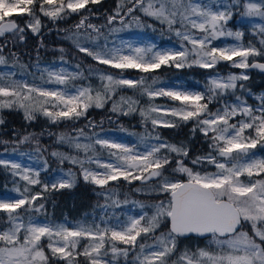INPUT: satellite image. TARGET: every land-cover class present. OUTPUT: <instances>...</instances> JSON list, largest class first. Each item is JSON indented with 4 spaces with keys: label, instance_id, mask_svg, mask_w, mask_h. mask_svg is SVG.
<instances>
[{
    "label": "snow or ice",
    "instance_id": "snow-or-ice-1",
    "mask_svg": "<svg viewBox=\"0 0 264 264\" xmlns=\"http://www.w3.org/2000/svg\"><path fill=\"white\" fill-rule=\"evenodd\" d=\"M98 3L100 0H0V38L11 34L21 42L25 39V27L11 18L12 13L27 14L30 20L26 27L36 34L41 27L37 12L56 22ZM127 3L131 6L123 15L124 0L108 15L109 33L131 28L133 23L143 27L140 17L134 15L142 12L166 24L168 31L179 39V46L161 49L154 42L140 46L130 39H121L119 45L110 46L106 36L101 43V29L82 16L75 32L66 39L72 40L80 52L99 65L118 73L89 67L85 76L80 66L75 72L46 67L40 79L44 84L59 86L51 89L18 81L12 72L0 73V109L18 107L26 120L32 121L41 115L52 124L77 121L86 117L89 108H104L109 102L113 113L129 115L139 111L145 126L150 121L152 130L141 135L137 144L102 138L94 132L97 125L89 121L86 127L93 129V136H87L81 128L74 130L75 136L66 133L57 137L58 143L67 144L77 154L52 152L51 155L58 157L61 164L67 160L79 165L83 180L105 189L97 195H104L106 200L111 197L107 186L120 179L129 184L139 181L137 193L148 196L155 193L164 199L151 203L134 201L141 213L127 215L125 219L116 216L114 222L111 217H102L99 222L95 218L91 222L82 220L71 226L67 221L41 222L32 213L44 212L45 205L38 203L44 198L43 193L74 187L76 174L69 170L64 177L42 183L38 170L0 159V165L10 168L13 176L25 182L22 191L19 187L15 189L17 197L0 198V212L7 214L8 225L0 231V264H50L42 244L44 238L48 240L52 257L66 264H79L78 256H83L86 264H121V257L123 264H264V159L256 158L252 152L258 145L264 147V94L254 97L259 101L257 105L247 103L245 94L252 95L251 89L238 83L250 79L246 71L227 76L210 75L203 91L182 89L179 85L175 89L156 88L158 77L151 75L162 66L214 69L220 62H228L241 70L264 71V63L249 62V57L264 56V0H147V4L145 0H127ZM241 3L242 19L257 16L262 21L254 33L260 37V49L251 43L243 45L240 43L243 32L227 28L233 10ZM125 16L131 20L125 22ZM117 20L121 28L112 27ZM80 29H91L96 34L83 37L92 47L81 43ZM221 37L233 38L237 43L215 46L213 42ZM2 53L3 46H0V65H5ZM126 70H136L142 75L132 79L124 76ZM91 76L100 81L98 87L75 83ZM125 88L138 91L141 97L147 96L148 107H139L140 101L133 97L121 95L115 100ZM229 96L234 99H227ZM157 97H167L179 105H155L152 101ZM213 103L220 105L215 111L209 107ZM189 122L193 123L192 132L199 131L209 148L206 154L192 159V165L202 167L207 163L215 167V172L193 171L184 164V158L189 156L187 146L169 143L156 131L159 127H180ZM82 138L89 142L81 143ZM35 139L26 135L19 143ZM95 145L110 150L108 161L101 162L94 155ZM93 163L104 171L85 167ZM176 173L186 175L187 179H176ZM244 175L248 177L246 182L241 180ZM34 185H40L41 191L33 194L29 186ZM113 203L119 206L120 202ZM164 222L169 224L167 231H159ZM246 223L251 224V235L242 230ZM191 235L210 236L209 245L195 251L179 250L180 239ZM81 240L87 241L82 250Z\"/></svg>",
    "mask_w": 264,
    "mask_h": 264
},
{
    "label": "trees",
    "instance_id": "trees-1",
    "mask_svg": "<svg viewBox=\"0 0 264 264\" xmlns=\"http://www.w3.org/2000/svg\"><path fill=\"white\" fill-rule=\"evenodd\" d=\"M118 3H121V0H100L98 4H89L86 9H82L80 13H72L70 16H66L64 19L53 22L48 17L41 15L37 12V15L41 21V27L39 32L34 34L30 28L26 27L27 22L30 20V17L27 14L19 15L17 13H12L11 18L15 19L21 27H25L24 32V41L21 42L18 38H13L11 34H6L5 37L0 38V46H3V56L7 63L12 65L16 71H22L24 73H29V71L34 69V66L39 62V64L55 59L58 55H63L68 58L75 57L79 63L81 69L85 71V76H87V69L89 67L98 68L101 71L118 73V70L110 69L108 66L99 65L94 61L90 56H87L85 53H82L78 50L75 44L66 39L65 36L75 32V25L79 23L82 16L88 17V23L96 25L101 29L103 37H110L114 33H109V28L106 26L107 17L110 14H113L117 8ZM147 4V0H145ZM131 5L127 3V0H124V8L121 12V15L127 10V7ZM244 12L240 8V11H237L235 14L236 23L239 22L240 16ZM134 15H137L141 19L143 27L137 26L135 23L132 24L131 28L124 29L122 31L116 32L120 34L136 32L149 35L152 38L159 37L161 40L176 39L178 38L174 35L173 32H169L166 24H161L158 20L153 19L152 17L144 16L142 12H135ZM248 17V16H245ZM125 22L131 20V17L125 16ZM234 24V21L229 22L228 25ZM151 25V27H149ZM115 28L121 27L119 20L112 26ZM179 27V25H177ZM244 34L242 41H249L255 47L260 49L258 35L254 33L258 32L256 29L255 32H252L251 29L254 27L249 24L243 25ZM81 35H86L88 33L93 34L91 29H80ZM217 41H214L216 43ZM89 44L88 42H86ZM190 47V46H189ZM63 49V52L60 51ZM252 60H264V56L249 57V61ZM38 64V65H39ZM76 67V66H75ZM235 68L232 67L228 62H220L216 65L214 69H201L199 67H185L182 69H177L175 67L162 66L159 70L152 73L151 75L158 77V83L155 86L156 88L164 87L168 88L170 84L176 85H186L189 87H198L204 90V85L210 75H215L216 73L224 74L228 71H233ZM77 71V67H76ZM250 77L247 81H240L238 83H243L248 89H251L252 95L245 94V98L249 103H256L257 100L254 97L261 95L264 91V74L258 73L256 71L248 72ZM124 76L130 77L132 79H139L142 75L136 70H126ZM80 84H91L94 88L100 85V81L96 76L88 77L83 81H77ZM77 82H75L77 84ZM150 82V80H149ZM240 92L237 90V95ZM133 97L140 101L139 107H148V97L139 96L138 91L132 89H123L115 97V100H119L120 96ZM2 99V98H0ZM227 99H234L229 96ZM152 103L155 105H171L178 106L179 102L171 101L167 97H157ZM218 104L213 103L209 105L212 111H215ZM112 103L109 102L105 105L104 108H89L86 117H81L77 121H63L58 124H52L47 118L37 115L35 120L29 121L24 117V112L18 107L13 108H3L0 109V120L3 123H0V151L13 150L18 148H39L41 154L47 159L50 165L56 166H67L69 163L66 160L61 164L58 157H53L49 155V152H59L67 154H77L72 148L67 144H61L57 142V137L61 134L70 133L75 135L76 129H80L84 125H88L89 121L94 123L105 122L103 127L110 128L112 127L109 122L116 123L115 128L122 127L123 134L129 133L139 140L141 135L151 132L152 125L150 121L147 126L143 123L142 117L139 114V111L132 112L129 115H122L118 113H113L111 111ZM127 108V106H124ZM158 115L157 113L153 114ZM175 119V118H172ZM193 123L189 122L187 124H181L180 127L173 128H163L159 127L156 131L159 135L169 143L176 144L179 146L181 143L187 146L189 150V156L184 158V164L188 167H192L193 171H209L214 172L216 169L214 166L205 163L201 166H193L191 161L198 155H204L209 151L208 143L206 142L204 136L197 131L196 133L192 132ZM26 135L34 136L36 139L26 142L19 143V141ZM38 141V143H37ZM125 141L129 145H134L131 140L130 135H125ZM39 146V147H37ZM95 153L105 155L107 153L106 148H102L100 145H95ZM92 155L93 153H89ZM79 155L83 157V152H80ZM175 157V154H172ZM176 167L175 159H173L172 168ZM51 169L42 171L39 174V179L42 183H49L47 174ZM171 172V168L168 169ZM11 170L4 165H0V195L5 194L12 190L15 176L11 174ZM77 176L74 187L64 188L59 190H51L43 193V199L38 203H43L45 205L44 212L40 214L32 213V215H39L47 220L53 222H59L67 217H79L82 213L93 214L98 211L101 206V203L105 199L103 195H97L100 193L99 187L91 183H86L80 171L77 170L75 173ZM176 179H187L186 175L182 173L175 174ZM139 181H133L129 184L127 181L120 179L118 181L110 182L107 187L115 186L118 188V194L124 195L129 198H138L145 201H149L151 196H148L143 193H137L133 190V187ZM140 183V182H139ZM33 194L41 191L40 185H34L31 187ZM46 213V215H45ZM23 215V212H22ZM7 214L0 212V230L8 227L7 223ZM27 216H25V221ZM162 229H168V223L164 222L162 224ZM243 231H247L250 235L251 227L246 223L244 225ZM194 239L197 240L198 245L201 246L204 244V240L197 239L194 237L181 238L178 244L179 250L184 248H189ZM42 244L45 250V254L50 257V264H66V261L52 257L50 250L47 248L48 240L44 238ZM79 261V264H86L85 258L83 256H78L76 258Z\"/></svg>",
    "mask_w": 264,
    "mask_h": 264
},
{
    "label": "rangeland",
    "instance_id": "rangeland-1",
    "mask_svg": "<svg viewBox=\"0 0 264 264\" xmlns=\"http://www.w3.org/2000/svg\"><path fill=\"white\" fill-rule=\"evenodd\" d=\"M240 8L244 10L243 3H241L239 8L233 10L234 15H233L232 19H230L228 21V23L234 21V24L228 25V23H227V28L234 31V32L235 31H241L244 34V29H242V24L243 25L249 24L250 26L254 27V29H251V31L255 32L256 29H258V26L262 23L260 17H257V16H250L249 17L248 16V17H243V19H242L241 15H239L240 16L239 22L236 23L237 21H236L234 16H235V14H237L236 13L237 11H240ZM119 28H121V27H119ZM91 35L95 36L96 34L93 33ZM84 36L85 35H81V43L85 44V46L92 47L90 41L83 39ZM107 39L109 41L110 46L112 43L119 45L121 39H130V40H134L140 46L146 45L150 42H154L161 49L178 47L179 43H180L179 39H178V41L176 39L161 40L159 37L152 38L149 35L139 33V32L138 33L129 32V33H124V34L114 33L112 36L107 37ZM216 41H217L216 43L213 42L215 46H224V45H231V44L237 43V41H235L233 38H230V37H221V38L217 39ZM86 42H88L89 44H87ZM101 43H103V36L101 37ZM240 43L247 46L251 42H249V41L243 42L241 40ZM93 50H95V49L93 48ZM38 64H39V62L34 66V69L29 71V73L27 74V73H24L22 71H16L14 68H12L11 64L6 62L5 65H0V73L12 72L15 74L13 78L18 80V81H22V82L27 81L29 84H36V85H39L41 87L51 89V88L59 87V86L53 85V84H44L43 83V81L40 79V75H41V72L43 71L44 68H46V67L52 68L56 71H59L63 68L69 72H75L76 67L79 65V63L77 62L75 57L68 58V57L63 56V55H58L55 59H52L50 61H46V62L39 64V69L37 68ZM242 71H246V73L249 74L248 73L249 70H241L238 68H235L233 71H228L227 73H224V74H220V73H216V74H220L222 76H227L229 73L240 74ZM44 75H45V79H46L47 78L46 73ZM176 84H170V86L168 88L175 89L177 87ZM77 85H81V84L77 82ZM179 86L182 89L203 91L202 88L189 87V86H186L184 84L179 85ZM261 94H264V91ZM247 103L249 105L255 106L259 103V101L257 100V102L253 103V104L249 103V102H247ZM162 106L173 107V106L167 105V104H163ZM219 106L220 105H218L217 107H219ZM95 124L97 125V127L94 129V132L98 133L102 138H108L110 140H113L116 142H121V143L129 145L125 141V135L126 136L130 135L133 143L137 144L139 142V140L137 138H135L134 136H132L131 134H129V133L123 134V132H122L123 128L122 127L115 128L116 123L109 122V124H111V126H112L109 129L106 127H103L105 125L104 121L102 122L101 126L99 125L100 123H95ZM86 126L87 125H84L81 128L85 129V133L87 136H93V129L88 128ZM88 142H89L88 140H85L83 138L81 139V143H88ZM37 147H39V146H37ZM106 151H107V153L105 155H100V154H94V155L101 162H105V161H108L110 159V157H109V151L110 150L106 148ZM112 151H115V150H112ZM252 152L255 154L256 158L264 159V147L258 145L257 148L252 150ZM51 153L52 152L50 151L49 152L50 156H52ZM70 155H75V154H70ZM0 159L10 161V162L19 163L25 167L32 168L34 171L38 170L39 174L42 171H45V170L50 168L51 171L49 172V174H47L49 182L53 181L56 178L64 177L65 174L69 170H71L74 174L77 172V170L80 171L79 165H73L69 162H68L69 164L67 166L50 165L49 162L47 161V159L41 154L40 150L37 151V149H32V148H18V149H13V150L0 151ZM45 162H47V168H45ZM66 162H67V160H66ZM85 167L91 168L92 170L99 171V172L104 171V169H98L96 167L95 163L85 165ZM65 178H67V177H65ZM254 179H255V177H254ZM14 180H15V184L13 185L12 190L9 192H6L3 195H0V198H3L5 196L15 198L18 196V193L15 191V189L17 187H19L21 189V191L23 190L25 182L20 180L19 176H15ZM241 180L246 182L248 180V177L246 175H244L241 177ZM140 186H141L140 183L137 182V184L133 187V190L135 191V189L140 187ZM29 187H32V186H29ZM107 189L110 190L111 197L108 200L104 199L103 202L101 203V206L106 205L107 206L106 208L100 207L96 213H93V214L82 213L81 216H79V217H73V218L67 217V218L62 219L59 222H54V223H62V222L67 221V222H69V226H71V224H76L82 220H86L88 222H91L93 218H95L96 221L99 222L102 217L105 219L111 217V218H113V222H114V218L116 216L120 217L121 219H125L127 215H138L141 213L142 210L135 203H133L134 201L151 203L157 199H159V200L164 199L163 196H157L155 193H153L152 198L149 201H145V200L138 199L135 197L129 198V197H125L124 195L122 196V195L118 194V188H116L114 185L107 187ZM99 191L103 192V191H105V189L99 188ZM104 198H105V196H104ZM116 200H118L120 202L119 206H116L113 203V201H116ZM147 211H149V213H150V210H147ZM33 216H36L37 219L41 222H45L47 220V219H45L39 215H33ZM248 225L251 227L250 223H248ZM0 231H2V230H0ZM159 231L166 232L167 230H164L161 227V229ZM157 234H159V232ZM210 239H211L210 237L205 238V239H201V240H204V244L201 246H199L197 240L194 239V241L190 245L189 249H191L192 251H195L198 247L199 248H205L206 246L209 245ZM151 242H152L151 240H148V243H151ZM86 243H87L86 240H81V244L79 246L80 250H82L83 245ZM178 244H179V242H178ZM121 247H123V246H121ZM212 248L214 249L215 246L213 245ZM129 259H131V257H129ZM120 262H121V264H123V258L122 257L120 258Z\"/></svg>",
    "mask_w": 264,
    "mask_h": 264
},
{
    "label": "water",
    "instance_id": "water-1",
    "mask_svg": "<svg viewBox=\"0 0 264 264\" xmlns=\"http://www.w3.org/2000/svg\"><path fill=\"white\" fill-rule=\"evenodd\" d=\"M251 62L264 63V61H261V60H253ZM247 70H249V71L253 70V71H256L258 73L264 74V71H262L260 69H257V68H249ZM184 180H186V179H184ZM168 227H169V224H168ZM189 237H194V238H197V239H205V238H207V237H198V236H195V235H191Z\"/></svg>",
    "mask_w": 264,
    "mask_h": 264
}]
</instances>
